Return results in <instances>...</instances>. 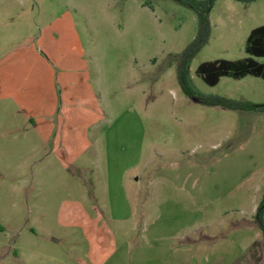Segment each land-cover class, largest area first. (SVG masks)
I'll return each instance as SVG.
<instances>
[{"label": "rangeland", "instance_id": "obj_1", "mask_svg": "<svg viewBox=\"0 0 264 264\" xmlns=\"http://www.w3.org/2000/svg\"><path fill=\"white\" fill-rule=\"evenodd\" d=\"M209 20L208 42L190 63L191 88L203 97L264 105L262 78L223 77L211 87L196 73L205 62L249 57L246 40L264 25V0H216ZM197 30L194 12L173 0H0V61L25 56L16 71L34 107L44 98L42 60L51 47L83 53L104 111L115 119L131 114L129 123L138 125L140 118L144 127L142 164L133 173L145 169L144 177L168 178L147 187L143 178L136 205L145 206L147 217L130 232L87 224L96 170L81 169L82 181L77 165L64 170L52 162L45 168L38 161L44 147L28 122L2 108L0 225L8 224L9 236L0 235V264H74L75 253L101 260L120 250L150 256L149 264L171 251L179 264H264L263 235L255 223L264 200V114L205 106L182 92L177 59ZM34 149L33 171L46 175L35 178L29 210L25 163ZM104 200L100 195L98 204ZM139 213L137 208V218ZM156 229L163 237L157 243Z\"/></svg>", "mask_w": 264, "mask_h": 264}, {"label": "crops", "instance_id": "obj_2", "mask_svg": "<svg viewBox=\"0 0 264 264\" xmlns=\"http://www.w3.org/2000/svg\"><path fill=\"white\" fill-rule=\"evenodd\" d=\"M51 49L53 53L49 52L48 60H42L48 80L46 88L44 86L43 101L37 108L28 96L29 90L25 85L20 86L18 80L19 73L16 68L20 64H25V56L14 54L0 61V114L4 112L2 108H6L7 111L14 109L28 122V128L36 134L44 147L38 161H44L45 168L49 167L52 162L58 163L64 170L78 167V172L75 174L82 179L80 170L93 166L96 173L92 183V204L89 209L93 215L87 216V224L94 223L107 228H124V230L128 229V233L130 228H137L143 218L147 217L145 206L140 205L139 208L136 205L144 183L143 178H146V187L159 185L160 179L168 180V178H164L165 175L161 173H152L144 177L145 169L137 172V175L133 173L142 164L145 130L144 127L142 128L140 118H138V125H132L129 123L131 114L121 119L110 117L111 115L101 107L98 94L91 84L83 53H73L67 48L59 51L56 45ZM36 55L40 56L38 52ZM20 78L26 80L27 74L22 73ZM16 127L12 125L14 130H17ZM1 128L2 125H0V131ZM92 152L94 157L88 155ZM38 153L40 152H37L39 157ZM35 157L34 149L28 154L25 163L30 168L27 174L31 185L24 202L29 210L35 206L33 203L36 200L35 178L38 175L44 178L46 175L33 171ZM4 176L3 171H0V177ZM16 188L11 187V192ZM2 192L0 183V197ZM100 195L105 199L102 206L98 204ZM81 205V202H78V206L77 203L75 204L79 209H82ZM18 206V202L12 203L11 212H16ZM136 207L140 211L138 218ZM17 218L16 213L11 217V222ZM160 219L161 216L157 217L155 223L158 224ZM169 223L160 224L157 227L162 228L163 225L166 226ZM6 225H0V235L4 234L8 237V233L5 232L8 224ZM157 230L152 231L155 232L153 239L156 243L163 238L157 234ZM110 231L113 234L115 230ZM140 253L139 251L129 252V250L124 253L120 250L101 260L94 254L75 253L74 264H149L151 257ZM172 253L173 251L165 254L164 258L153 260H157V264H179L177 258L173 260ZM14 255L15 258L18 257L17 254Z\"/></svg>", "mask_w": 264, "mask_h": 264}, {"label": "trees", "instance_id": "obj_3", "mask_svg": "<svg viewBox=\"0 0 264 264\" xmlns=\"http://www.w3.org/2000/svg\"><path fill=\"white\" fill-rule=\"evenodd\" d=\"M175 3L192 10L198 21V30L193 41L179 55L177 59V79L182 92L189 98H196L197 102L211 107H221L234 111H257L264 114V105L251 102L235 101L219 96L203 97L196 95L189 83V67L195 56L208 42L211 32L209 16L216 0H173ZM252 1V0H238ZM245 51L249 57L237 60H217L214 62L202 63L197 68V75L209 86H216L223 77H230L236 80L247 76L264 79V63L257 59L264 60V25L253 29L246 40ZM255 223L261 230L264 241V200L259 205Z\"/></svg>", "mask_w": 264, "mask_h": 264}]
</instances>
